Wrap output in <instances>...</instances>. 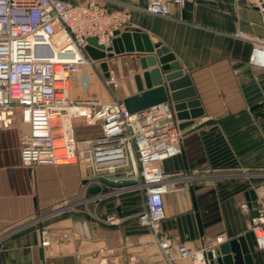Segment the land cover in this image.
Returning a JSON list of instances; mask_svg holds the SVG:
<instances>
[{"label":"crops","instance_id":"obj_1","mask_svg":"<svg viewBox=\"0 0 264 264\" xmlns=\"http://www.w3.org/2000/svg\"><path fill=\"white\" fill-rule=\"evenodd\" d=\"M61 1L130 9L131 21L123 32L147 35L155 49L166 48L189 76L203 110L192 127L216 122L183 130L182 152L161 162L174 183L164 196L165 218L158 226V237L170 242V263L155 234L137 219L144 208L141 193L116 194L118 189H112L114 195L90 196L87 174L78 165L24 167L21 145L29 127L20 115L0 131V264H42L40 249L45 264H192L179 257L178 245L197 250L221 233L230 241L244 237L253 263L264 264V248L250 230L252 212L241 209L244 202L257 204L250 191L257 198L264 192V68L252 64L251 43L240 36L264 37L262 15L245 0L171 4L167 17L147 13L146 0ZM140 56L108 59V78L101 70L105 80H113L111 92L121 101L137 94ZM57 211L63 213L43 224L51 236L50 245L43 247L40 225L29 223ZM113 216L125 220L112 225L107 218ZM215 248L217 264L222 257L214 255Z\"/></svg>","mask_w":264,"mask_h":264},{"label":"built area","instance_id":"obj_2","mask_svg":"<svg viewBox=\"0 0 264 264\" xmlns=\"http://www.w3.org/2000/svg\"><path fill=\"white\" fill-rule=\"evenodd\" d=\"M189 1L146 0L145 11L167 17L171 4L184 7ZM245 1L264 18V0ZM130 21V9L109 10L92 1L75 6L61 0H0V131L9 128L20 112L29 127L21 145V163L26 168L78 165L87 174V189L101 184L99 177L122 175L133 181L115 193L143 195L144 208L137 219L152 230L171 263L170 242L158 237V226L165 218L164 196L174 186L161 162L182 152V130L173 106L166 102L129 113L123 101L106 89L113 80H102L105 90L101 83L95 85L96 76L82 71L84 66L99 64L85 51L88 39L108 47L115 32H123ZM240 36L251 43L252 64L264 68V37ZM77 88L82 95L72 93ZM77 119L98 129V135L78 139ZM241 209L247 214L257 211L250 216V230L264 248V192L255 208L244 202ZM62 213L41 215L29 223V227L40 225L43 247L51 243L49 229L43 224ZM124 220L107 218L112 225ZM229 241L221 233L197 250L180 244L178 254L192 264H211L209 253Z\"/></svg>","mask_w":264,"mask_h":264},{"label":"water","instance_id":"obj_3","mask_svg":"<svg viewBox=\"0 0 264 264\" xmlns=\"http://www.w3.org/2000/svg\"><path fill=\"white\" fill-rule=\"evenodd\" d=\"M112 43L105 47L99 44L94 38L88 39V45L85 51L89 58L99 62L101 70L106 78L109 77L108 59L124 54L141 55L136 60L137 65L142 70L134 77L137 94L127 97L123 100L129 113H136L145 110L151 106L169 102L172 104L176 117L180 122V130H185L195 124V120L203 116L201 102L197 98L196 91L188 75L180 68L176 61H172L168 50L164 47L155 49L145 34L138 32L116 31ZM142 39L145 45L140 44ZM216 121L210 120L202 123L199 127H192L196 130L205 125L215 124ZM101 184L90 188V196L110 193L113 189L133 184V181L124 180L122 175L114 177H99ZM86 184V181L84 182ZM191 191L193 185H190ZM250 199L256 201L257 197L254 191H250ZM255 208V202L250 203ZM257 211L253 210L252 215ZM200 231H202L201 223ZM214 255L222 257L217 264H254L251 250L244 237L233 239L221 248H215ZM40 259L45 264L44 251L40 249ZM211 264H215L213 253H209Z\"/></svg>","mask_w":264,"mask_h":264},{"label":"rangeland","instance_id":"obj_4","mask_svg":"<svg viewBox=\"0 0 264 264\" xmlns=\"http://www.w3.org/2000/svg\"><path fill=\"white\" fill-rule=\"evenodd\" d=\"M84 69L86 70H89L90 72H87L86 74H88V73H91V75H93V76H96V80H95V85H97V84H102V80H105L102 76H101V67H100V65L99 64H97V65H95V68L94 67H92V66H84L83 68H82V71H84ZM70 85H71V83L69 84V87H70ZM102 86H103V88H104V85L102 84ZM113 86L114 85H110V86H107L106 85V89H108V90H112L113 89ZM105 89V88H104ZM105 89V90H106ZM82 89H80V88H77V90H73L72 91V93L74 94H76V93H78V94H83V92L81 91ZM89 91H90V89H89ZM110 97L108 96V99H109ZM107 100V99H106ZM20 116V112H18V116L17 117H19ZM74 126H75V132H76V135L78 136V137H89V136H93V135H96L97 133H98V131H95V127H91V128H89V127H86V125H84V123H83V120L82 119H77V120H75V122H74Z\"/></svg>","mask_w":264,"mask_h":264},{"label":"bare ground","instance_id":"obj_5","mask_svg":"<svg viewBox=\"0 0 264 264\" xmlns=\"http://www.w3.org/2000/svg\"><path fill=\"white\" fill-rule=\"evenodd\" d=\"M59 69H60V68L57 67V70H59ZM66 87L70 88V87H69V83L66 84Z\"/></svg>","mask_w":264,"mask_h":264}]
</instances>
